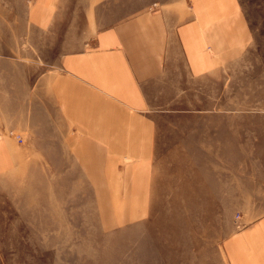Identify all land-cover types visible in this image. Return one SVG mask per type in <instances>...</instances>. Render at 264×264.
<instances>
[{"label":"crops","instance_id":"obj_1","mask_svg":"<svg viewBox=\"0 0 264 264\" xmlns=\"http://www.w3.org/2000/svg\"><path fill=\"white\" fill-rule=\"evenodd\" d=\"M122 1L0 0V177L28 159L8 130L50 158L64 145L138 229L153 207L233 206L217 202V161L256 143L257 173L237 191L264 207V115L247 116L264 113V0ZM232 112L246 115H217ZM238 222L226 264H264V213Z\"/></svg>","mask_w":264,"mask_h":264},{"label":"rangeland","instance_id":"obj_2","mask_svg":"<svg viewBox=\"0 0 264 264\" xmlns=\"http://www.w3.org/2000/svg\"><path fill=\"white\" fill-rule=\"evenodd\" d=\"M150 1L122 2L126 9L139 11ZM185 114L186 119L209 115ZM242 114L246 115L217 113L237 120ZM248 114L249 119L264 115ZM251 134L256 135V129L250 128ZM6 136L27 149L28 159L24 170L14 168L6 178L0 177V264H226L221 245L240 226L238 218L264 213V207L241 206L250 201L237 191L242 173H257L256 143L244 144L248 146L244 160L217 161V179L222 181L217 202L233 206L153 207L150 218H144L148 224L136 229L120 225L113 201L97 198L82 175L84 166L64 145H57L50 158L45 145L29 144L26 132L11 129ZM175 195L163 193L164 200Z\"/></svg>","mask_w":264,"mask_h":264},{"label":"bare ground","instance_id":"obj_3","mask_svg":"<svg viewBox=\"0 0 264 264\" xmlns=\"http://www.w3.org/2000/svg\"><path fill=\"white\" fill-rule=\"evenodd\" d=\"M202 172V171H201ZM207 172V171H206Z\"/></svg>","mask_w":264,"mask_h":264}]
</instances>
